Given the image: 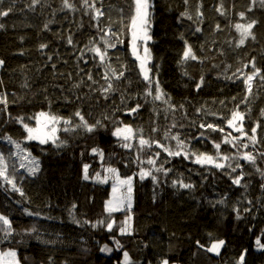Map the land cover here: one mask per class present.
<instances>
[{"label":"trees","instance_id":"trees-1","mask_svg":"<svg viewBox=\"0 0 264 264\" xmlns=\"http://www.w3.org/2000/svg\"><path fill=\"white\" fill-rule=\"evenodd\" d=\"M68 3L73 7L66 8L64 0L0 4V12H8L0 15V95L8 100L0 112V155L24 193L0 178V215L12 229L6 233L0 222V250H16L22 264H125L124 252L130 264H161L164 259L169 264H237L247 249L245 264H264V251L255 245L257 237L264 242V178L257 171L264 170V82L257 76L251 94L243 83L252 60L264 74L261 0H151L147 66L165 94L160 100L154 99L155 83L144 80L133 53L129 24L134 0ZM95 9L103 12L98 19ZM252 21L255 39L249 36L241 45L242 30L236 25ZM187 46L195 60H183ZM94 48L106 53L103 61ZM236 110L245 113L247 136L228 126ZM41 112L75 128L61 132L55 143L29 140L16 118L31 125ZM76 112L96 125L93 132ZM257 123L253 145L249 137ZM125 126L132 129L127 141L113 135ZM141 138L149 144L142 146ZM164 148L181 154L171 156ZM245 152L256 157L255 166L241 158ZM201 154L213 156L225 169L197 163ZM225 155L228 161L221 158ZM33 158L39 162L35 174L29 172ZM237 163L245 174L241 184L247 187L234 185L226 174L231 173L227 165ZM145 170L157 177L155 183L151 176L140 179ZM240 172L238 168L231 176ZM117 175L134 176L130 211L127 206L108 211ZM181 181L193 187L181 188ZM234 209H239V219ZM129 225L131 234H121V226ZM219 239L226 241L219 255L206 251ZM105 245L111 251L101 252Z\"/></svg>","mask_w":264,"mask_h":264},{"label":"snow or ice","instance_id":"snow-or-ice-1","mask_svg":"<svg viewBox=\"0 0 264 264\" xmlns=\"http://www.w3.org/2000/svg\"><path fill=\"white\" fill-rule=\"evenodd\" d=\"M85 4L87 5L88 3V0H84ZM185 3L188 2V0H184ZM3 3V0H0V4ZM64 5L66 8H72L73 6L71 4L68 3V0H64ZM261 6L264 7V0H261ZM90 7H94V6H90ZM151 8H152V5L150 4V0H134V14L131 16L130 18V24H129V28H130V31H131V35H132V41H133V53L134 55H136V58L137 60L140 61V71L141 73L143 74V78L145 81L148 82L149 85H152L153 83H155V92H156V95L154 96V99L155 100H160L162 99V97L165 95L161 88H160V85H159V81H153V79L150 77L149 73L151 72V69L147 66L148 65V62L151 60V53H150V50L148 49V47L146 46L147 45V41L151 40L152 37L151 35H149V29H150V26H151V19H152V14H151ZM12 9L9 8L8 11H11ZM0 15H3V16H7L8 15V12H0ZM103 15V12L100 11V9H95V18H99L100 16ZM183 16H187L188 19H192V17L190 15H188L187 12L185 13H182ZM202 15V14H201ZM241 16H243L244 14L241 13L240 14ZM255 21H252L251 23L247 24L246 26H243V25H240V24H237L236 25V28L237 30H242L241 31V39L239 41V43L242 45L245 43V39L249 36L252 37V39H255V36L252 34L251 32V29L254 27L255 25ZM3 25L0 24V28H2ZM217 27H219V25H217ZM200 29H197V31H199ZM137 40H142L144 42V45L145 47L143 48V52H144V55L143 56H140L137 52V45H136V41ZM68 43L71 44L72 43V39L71 37H69L68 39ZM114 45H109V47H112ZM46 47V45H41V48H44ZM93 51H95L97 53V55L100 56V59L103 61L104 60V57L106 55L105 52H102L100 48H94ZM188 59H192V60H195L196 59V56L193 54V51H192V48L190 46H187L184 53H183V60H188ZM250 65H251V68H252V71L250 74H247L243 80V83L247 86V92L249 94L252 93V82L254 81V79L258 76L260 78V80L262 82H264V74H261V69L260 68H257L256 65H255V61L252 60L249 62ZM4 65V61L3 60H0V66H3ZM245 68L249 67L248 64L244 65ZM120 75L122 76L123 73H120ZM89 79H91V76H89ZM105 79H107V76L105 77ZM117 79H119V77H117ZM2 83V82H0ZM203 83V78H201V82L199 84L196 85L197 89H199L201 87V84ZM109 89L112 87L111 84L108 85ZM147 95H152V91L151 90H148L147 91ZM165 103H167V100H165ZM0 104H3L5 107L4 109H0V112H3L6 110L7 108V105H8V100H7V97L5 95H0ZM140 107V105H137L135 108H132L129 110V113H134L138 110V108ZM76 116H79L81 121H84V117L81 116V114L79 112H76L75 113ZM261 115L264 116V109L261 110ZM39 117H46L47 120L49 122H56L57 121V117H54V116H50L49 114L47 113H44V112H41L39 113ZM18 122L22 123L23 124V127L24 129L26 130V132L28 133V136H27V139L29 140H39V142L41 144H46L48 143L49 139H51L53 141V143H55L56 141V137L54 135H49V133L47 131H45V129L47 128V124H44L42 127L39 126L40 125V121H39V118H37V124H38V127L36 128H33V127H29L28 124L26 123H23V117H17L16 118ZM245 119V113H242L238 110L236 111H233L232 112V115H231V118L228 120V126L231 127V128H234L235 131L237 132H240L242 133L243 135L247 136V133L244 132V128H243V121ZM66 123H68L66 121ZM100 122L97 121V124H99ZM86 130L88 132H93L96 125H88L87 124V121H84V125H83ZM260 125L257 123L256 127H253L251 129V132H252V136L249 137V139L252 141L253 145H255V143L257 142L256 140V130H257V127H259ZM201 127H205V125H201ZM207 128L209 129H212V130H217L216 126L212 125V124H208L206 126ZM67 130V129H66ZM220 131H223V129H219ZM53 133L56 131L54 128L51 130ZM113 135L117 136V137H122L123 140L127 141L128 139L131 138V135H132V129L131 127L129 126H125L124 128H116L115 132L113 133ZM174 139H176V137H173ZM6 139L10 142V143H14L17 147V149L20 148V145L19 143H16L15 141L12 140L11 137H6ZM235 139V138H234ZM182 143V142H181ZM224 143H231V141H229L228 139H225L224 140ZM140 144L143 146V145H148L149 144V141L148 140H144L143 138L140 139ZM58 147L60 145H57ZM123 147L127 148L129 147V145L127 143L123 144L122 145ZM158 147H163V145H157ZM180 145L178 144V147ZM245 148L248 147L247 144H244L243 145ZM233 147H235V145L233 144ZM215 148L217 150L220 149V144L217 143L215 144ZM164 150L166 152H168L169 155L171 156H178L180 155L181 153L179 151H176V152H173L171 151L170 149L168 148H164ZM92 151L94 153H98L99 150L98 149H92ZM102 155V153H100ZM30 155V154H29ZM261 156H264V153H260ZM223 160L225 161H228L230 159V157L228 156H223L221 157ZM242 159H244L245 161L251 163L253 166H255V163H256V157L254 155H252L251 152H245L243 154V156L241 157ZM197 163H213L214 166L218 169H225L226 165L225 164H222V163H218L216 162V158H214L213 156H209V155H206V154H201L197 160H196ZM149 163L152 164L154 163V161L152 160H149ZM33 164H34V167L33 168H30L29 169V172L32 173V174H35L36 171L39 170V162L38 161H35V159L33 158ZM21 167H24L23 164L20 165ZM228 168H231V173H235L237 171L238 168L241 169V172L235 176V177H232L231 176V173H226L230 176V178L232 179V183L234 185H237V186H241V187H247L246 184H241V181L244 179V172L242 171V165H240L239 163H237L235 165V167H233L231 164L227 165ZM161 169H156V171H160ZM110 172H113V173H116V169H109ZM257 171L260 172V175L262 178H264V170H261L259 168H257ZM88 165H84V179L87 180L89 177H88ZM99 175V174H97ZM140 176V179L143 180L145 177L147 176H151L153 182L155 183L157 181V177L152 175L151 172H144V171H141V173L139 174ZM0 178H3V180L7 183V184H10L11 187H12V190L16 191V192H19L21 196L24 195L23 191L17 187L16 185V182H15V179H14V176L13 177H10L9 174H8V166H7V163L5 161V158L3 155H0ZM117 181L120 185L122 186H127L126 187V191H127V195L125 197H123L121 199L120 202L117 203V205L115 207H112L111 206V201L109 202V205H108V211L111 212V211H118L120 209V205L122 203H124V201H127V208L129 209V211L131 210V207H132V204H131V193H132V177H128L126 179H119V177L117 176ZM177 182H173L174 186ZM179 186L181 188H192L193 185L191 184H184L182 181L179 182ZM261 188L264 189V184L261 185ZM116 190V186L114 185L113 186V191ZM220 203H223V201H220ZM249 204H251V201H249ZM234 211L237 212V219L240 218V215H239V209H234ZM245 212H249L251 211V209L249 208H245L244 209ZM29 215H32V213H28ZM131 220V216L128 217V221ZM128 221H125V225H128ZM0 222H2L4 225H6L7 227L5 229H3L6 233H10L11 232V224H10V221L8 220L7 217L3 216V215H0ZM98 223H103L102 221L101 222H98ZM95 227V225H93ZM107 228L109 231L112 230V224L109 223L107 225ZM32 231H35V229H32ZM120 232L121 234H131V229H130V225L129 226H121L120 228ZM37 239H39V237H37ZM42 243H49V241H42ZM117 245L119 246V241L116 242ZM197 245L200 247V248H204L205 246L203 244H200L199 241H197ZM226 245V241L223 240V239H219L215 242H213L211 244L210 247H207L206 248V251L208 252H213V253H216L217 255L220 254V249L222 247H224ZM255 245H256V248L257 250H261V251H264V242H262V238L261 237H257V239L255 240ZM101 252H108V251H111V249L108 248L107 245H105L104 247H102L100 249ZM247 254V249H245L238 261H237V264H245V256ZM8 256H11V257H15V252H10L8 254H6ZM124 261H125V264H130V260H129V254L127 252H124ZM161 264H169V261L167 259H164Z\"/></svg>","mask_w":264,"mask_h":264},{"label":"rangeland","instance_id":"rangeland-1","mask_svg":"<svg viewBox=\"0 0 264 264\" xmlns=\"http://www.w3.org/2000/svg\"><path fill=\"white\" fill-rule=\"evenodd\" d=\"M150 3H151V0H150ZM149 35H150V29H149ZM151 40L147 41V45L146 46L148 47V49H149V44H150ZM135 43L137 45L138 54L140 56H143L144 55L143 48L145 47L144 42L142 40H137ZM47 114H49V113H47ZM49 115L50 116H54V115H51V114H49ZM54 117H56V116H54ZM37 118H39V121H40V125L39 126L42 127L44 124H47V128L45 129V131H47L49 133V135H54L56 137V141L55 142H57L60 139V133L61 132H64L66 129L75 128L74 127V123L69 124V122L66 123V121L61 120V119H57L56 122H49L46 117H39V114L36 115V117L33 118L32 124L29 125V127H33V128L38 127ZM53 128L56 130L54 133L51 131ZM36 141L39 142V140H36ZM50 141H52V140L49 139L48 142H50ZM145 172H148V171L145 170ZM117 176L121 180L128 178V177H122V176H119V175H117ZM131 177H132V193H131V204H132L133 203V191H134V176H131ZM106 180H110V179L107 178ZM112 180H113V184H112V187H111V196H110L109 200L107 201V206L109 205V202L111 201V206L115 207L117 205V203L120 202L121 199L127 195V191H126V187L127 186L126 185L125 186L120 185L118 183V181H117V177L115 178V180H114V177H113ZM114 185L116 186V190L115 191H113V186ZM126 206H127V201H124V203H122L120 205V209H123ZM222 248L220 249V251L222 250ZM10 252H15V254H16L15 257H11V256L6 255V254H8ZM0 264H22V263L19 260L18 252L16 250H14V249H6V250H0Z\"/></svg>","mask_w":264,"mask_h":264}]
</instances>
